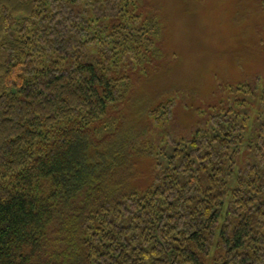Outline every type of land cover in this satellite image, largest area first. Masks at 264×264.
<instances>
[{
  "label": "trees",
  "instance_id": "1",
  "mask_svg": "<svg viewBox=\"0 0 264 264\" xmlns=\"http://www.w3.org/2000/svg\"><path fill=\"white\" fill-rule=\"evenodd\" d=\"M169 26L162 0H0V264H264V76L174 137L177 99L204 113L153 88Z\"/></svg>",
  "mask_w": 264,
  "mask_h": 264
},
{
  "label": "rangeland",
  "instance_id": "2",
  "mask_svg": "<svg viewBox=\"0 0 264 264\" xmlns=\"http://www.w3.org/2000/svg\"><path fill=\"white\" fill-rule=\"evenodd\" d=\"M162 2L170 16V26L167 32L164 29L161 40L167 56L155 60L148 72L160 74L162 71L161 78L153 84L156 91L171 84L199 90L194 104L202 108L203 115L191 114L187 100L176 101L173 136L184 138L197 125L207 126L210 107L223 113L229 111V85L264 76V57L254 48L260 39L255 28L258 26L264 32V7H259L254 0ZM246 49L249 54L244 53ZM147 68L146 65L136 72L145 76L147 72H142Z\"/></svg>",
  "mask_w": 264,
  "mask_h": 264
}]
</instances>
